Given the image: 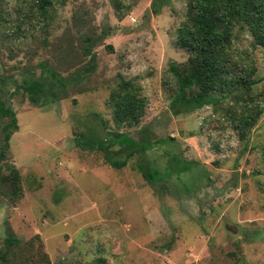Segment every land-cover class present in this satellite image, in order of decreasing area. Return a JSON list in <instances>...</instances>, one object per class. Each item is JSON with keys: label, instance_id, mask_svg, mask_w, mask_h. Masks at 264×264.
I'll return each mask as SVG.
<instances>
[{"label": "rangeland", "instance_id": "rangeland-1", "mask_svg": "<svg viewBox=\"0 0 264 264\" xmlns=\"http://www.w3.org/2000/svg\"><path fill=\"white\" fill-rule=\"evenodd\" d=\"M187 1L66 0L43 14L0 0V102L16 118L15 128L0 114V151L11 132L0 253L9 236L22 242L1 264H264V49L235 33L247 53L237 72L252 73L262 110L244 140L233 113L247 99L236 107V94L175 116L169 66L189 57L177 45ZM122 85L144 100L137 125L113 121ZM124 133L151 147L116 168L99 144ZM185 162L194 163L187 172Z\"/></svg>", "mask_w": 264, "mask_h": 264}, {"label": "trees", "instance_id": "trees-1", "mask_svg": "<svg viewBox=\"0 0 264 264\" xmlns=\"http://www.w3.org/2000/svg\"><path fill=\"white\" fill-rule=\"evenodd\" d=\"M21 1V0H18ZM36 6L40 13L46 14L47 9L55 5H62L66 0H26ZM237 31H245L252 39L251 49H264V0H188L185 20L177 30V45L188 51L189 57L183 66L171 64L169 72L174 76L178 94L171 102V110L175 116L194 112L203 107L215 104L219 97H231L236 94V104H241L239 112L233 113L237 122L240 139L244 140L246 133L257 123L262 110L253 103L252 87L257 83L252 79V73L245 70L241 75L237 72L238 64L247 61V53L238 54L234 47V37ZM238 55L240 58H238ZM245 55V56H244ZM245 68V67H242ZM39 85V84H38ZM130 86V87H129ZM122 85L121 91L116 93L111 102L113 105V121L115 124L137 125L144 114V100L132 90L131 85ZM39 86H30L28 93L34 95ZM33 97V96H32ZM32 103L38 101L31 98ZM2 117H10L15 127L16 118L10 109H6L0 102ZM10 126V125H9ZM16 128V127H15ZM11 132L5 130L4 146L0 151V163L6 159ZM132 138L128 133L113 135L109 145L99 144L105 152L108 163L116 168L126 165L127 160L135 154H143L151 147ZM117 145L124 148V156H117L109 150ZM122 158L121 160H116ZM192 162L183 164V172L193 167ZM144 169L143 172L151 184L161 181L159 170ZM8 182L14 187L13 192H21L20 177L16 171L10 174ZM21 241L15 236L5 240L7 251L0 253V261L9 260L13 254L10 250L19 247ZM6 262V263H7ZM5 263V262H4ZM1 264V263H0ZM44 264H49L47 261ZM95 264H104L97 259Z\"/></svg>", "mask_w": 264, "mask_h": 264}]
</instances>
